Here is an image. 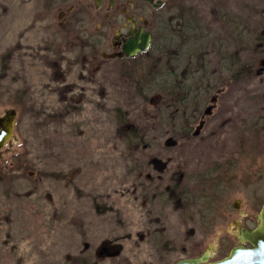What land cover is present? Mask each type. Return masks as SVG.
I'll return each mask as SVG.
<instances>
[{"label":"rangeland","instance_id":"374dc122","mask_svg":"<svg viewBox=\"0 0 264 264\" xmlns=\"http://www.w3.org/2000/svg\"><path fill=\"white\" fill-rule=\"evenodd\" d=\"M183 1L196 11L203 36L240 57L246 51L228 35L225 15L240 19L246 32L264 23V0ZM44 2L0 0V117L16 112L13 137L0 149V264H174L196 245L212 249L210 261L221 259L238 243V228L256 225L264 203V132L246 129L264 119V59L253 76L234 83L218 73L208 46L207 69L221 84L200 104L190 132L180 133L160 106L162 94L145 100L108 59L112 33L130 11L116 16L120 23L89 60L83 39L101 29L104 12L92 11L73 30L71 14H46ZM56 56L67 71L62 83L47 64ZM116 109L145 137L134 155L117 134ZM22 158L31 172L16 166ZM177 182L189 191L188 209L166 196ZM161 240L171 248L163 251Z\"/></svg>","mask_w":264,"mask_h":264},{"label":"trees","instance_id":"16d2710c","mask_svg":"<svg viewBox=\"0 0 264 264\" xmlns=\"http://www.w3.org/2000/svg\"><path fill=\"white\" fill-rule=\"evenodd\" d=\"M225 21L229 26L228 35L243 46L246 51L245 57L230 52L228 44L217 42L209 34L203 36V29L197 14L189 8V10L182 9L173 21L165 20L163 26L156 28L151 47L146 52L119 66L121 75L134 84L136 92L145 100L149 94H162L163 101L160 106L171 115V118L174 117L171 124L177 126L180 133L190 132V126L198 120L200 109L204 106L200 104L202 102L205 104V99L211 91L221 84V79L218 84L217 78L214 79V73L207 69L206 50L208 46L216 52L219 63L218 73L227 74L234 83L253 76L257 63L264 59V33L261 31L264 23L259 25L260 28L246 32L243 28L245 25L240 19L225 15ZM6 57H8L6 54L2 56V73L6 70L8 59ZM47 64L52 70V80L62 83L67 71L61 70L57 60H52ZM24 97L25 92L20 91L14 98L21 102ZM115 113L118 125L117 134L125 143L128 153L134 155L146 146L145 137L137 128L127 126V119L120 109H116ZM246 129L253 136L260 131L264 132V119L251 120L247 123ZM15 164L23 169L24 174L32 171L28 164L24 165L23 158L15 160ZM36 175L40 178H65V175L61 174L37 172ZM165 193L169 201H180L185 209L192 204L189 191L181 187L178 182L171 185ZM200 198L204 201L207 195L201 194ZM208 216L207 211L203 212V219ZM156 236L159 238L162 233L158 232ZM162 243L163 251L171 248L168 241L161 240L160 244ZM195 247L196 249L191 252L189 258L203 253L198 245ZM76 261L77 259L71 262Z\"/></svg>","mask_w":264,"mask_h":264},{"label":"flooded vegetation","instance_id":"af4514ba","mask_svg":"<svg viewBox=\"0 0 264 264\" xmlns=\"http://www.w3.org/2000/svg\"><path fill=\"white\" fill-rule=\"evenodd\" d=\"M44 1H45L44 2L45 6L43 8V11L46 14L52 13L54 10L59 11V13L61 12V14L64 16L66 14H71L75 18V23H76L75 25H71L70 27L73 30L78 27L81 28L82 26H84L85 16L91 15L92 11H97L99 14L101 13L100 11L104 12L106 21L102 23L101 29L98 30V32L95 34L85 36L83 39V44L81 46V49L86 51L84 53V56L89 60H91V58L98 57L99 49L103 46L105 39L107 38V33L110 26L112 24L120 23V21L117 20L116 16H118V14L124 15L125 9H127L128 12L130 11V16H129L130 18L128 20H125V22L122 23L120 27L114 30L111 36V43H110L111 54L108 56V59L117 62L118 66H120L121 64H126L129 62L128 61L129 59L136 58L140 54L144 53V52L137 53L136 55L130 58L126 57L122 51V48L130 39H134V38L139 39L141 34L148 33L150 36V46H149L150 48L154 36L156 34L157 27L163 26L165 24V20L173 21L175 19V16H177L182 9L183 10H189V8L191 9L189 5L186 6L184 4L183 0H178L174 6L168 7L167 9L165 7L169 0H44ZM172 8L173 11L171 12ZM193 11L196 12L195 10ZM141 16L144 17V20H141ZM61 59L62 57L56 56L50 58L48 62L52 60L54 61L57 60L61 66ZM75 62L76 61H72L69 63V65L74 64ZM245 246L248 247L247 245ZM70 263L86 264V260L79 259L76 262H70Z\"/></svg>","mask_w":264,"mask_h":264},{"label":"water","instance_id":"95a60500","mask_svg":"<svg viewBox=\"0 0 264 264\" xmlns=\"http://www.w3.org/2000/svg\"><path fill=\"white\" fill-rule=\"evenodd\" d=\"M150 46L148 33L140 38L130 39L122 48L128 58L137 53L145 52ZM16 112L8 110L0 117V149L12 139ZM235 207V206H234ZM238 244L233 246L228 254L215 261H210L212 249L208 248L198 257L185 258L175 264H264V203L256 217V225L252 229L238 228ZM247 245L248 247H246Z\"/></svg>","mask_w":264,"mask_h":264}]
</instances>
